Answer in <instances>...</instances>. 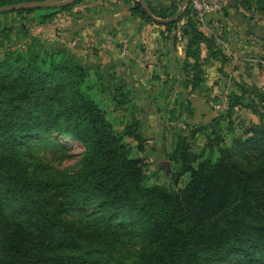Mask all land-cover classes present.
<instances>
[{
  "label": "trees",
  "instance_id": "16d2710c",
  "mask_svg": "<svg viewBox=\"0 0 264 264\" xmlns=\"http://www.w3.org/2000/svg\"><path fill=\"white\" fill-rule=\"evenodd\" d=\"M43 1L0 0V8ZM82 1L48 8L41 21ZM128 1L131 16L153 23L138 2ZM232 1L237 12L241 6L264 14V0ZM145 2L158 19L173 17L181 3ZM38 10L45 9L0 16ZM181 21V86L200 91L204 68L211 61L225 64L227 57L189 7L163 27L171 31ZM20 31L23 43L7 47L0 59V264H264V86H241L238 95H227V120L243 105L259 119L230 146L214 123L202 128L210 135L200 153L178 135L168 154L170 180L176 186L188 175L184 187L147 185L146 166L125 141L144 151L131 91L117 87L111 95L113 111L131 117L117 132L90 96L103 78L89 81V68L69 48H44L24 27ZM0 33L13 41L8 29ZM98 89L103 92L101 84ZM61 139L81 147L73 168H55L39 156L43 145L65 155Z\"/></svg>",
  "mask_w": 264,
  "mask_h": 264
},
{
  "label": "crops",
  "instance_id": "0c3cea01",
  "mask_svg": "<svg viewBox=\"0 0 264 264\" xmlns=\"http://www.w3.org/2000/svg\"><path fill=\"white\" fill-rule=\"evenodd\" d=\"M96 5H99L97 11L80 2L68 12L57 15L66 22L65 46L89 68L91 82L95 81V75L103 78L91 92L107 97L114 106L112 93L117 87L126 86L134 95L139 112L147 110L149 119L155 122L156 127L151 129L152 132H159L164 126L163 117L156 114L154 108L164 107L170 99L167 96L175 88L193 99L190 106L192 115L187 118L186 124H189L190 118H194V124H205L213 117L205 112L208 97L224 100L228 92L238 95L241 86H264V68L260 71L247 69L248 64L257 61L255 57L259 56L258 62L264 65V51L255 37V19L241 16L243 13L240 9L237 12L234 5L225 6L222 11L206 17L205 30L201 29L204 34L218 37L225 43L227 61L225 64L211 61L204 68V88L200 91L178 87L186 78L181 68L186 44V40L181 39L182 24L168 31L161 25L144 22L131 16L128 9L123 7L122 0H97ZM40 15H12L7 20L9 24L17 20L22 25L26 17L32 19ZM7 20L0 18L5 23ZM56 25V19L38 22L31 35L40 33L50 37ZM108 37L111 43L107 42ZM124 43L127 44V53L121 55L120 49ZM201 56H206L203 47ZM178 77L181 80H177ZM172 78L177 81L175 86L169 85L168 79ZM99 84L103 92L99 91ZM171 109L175 107L171 106ZM198 110L203 112L198 115Z\"/></svg>",
  "mask_w": 264,
  "mask_h": 264
},
{
  "label": "rangeland",
  "instance_id": "374dc122",
  "mask_svg": "<svg viewBox=\"0 0 264 264\" xmlns=\"http://www.w3.org/2000/svg\"><path fill=\"white\" fill-rule=\"evenodd\" d=\"M97 0H83L82 3L89 6L90 8L97 11L96 5ZM151 3L154 6H168L171 2H178V0H150ZM221 2V10L225 9V6L228 5H234V2L232 0H220ZM94 4V5H93ZM130 2L128 0H122V5L124 8H129ZM239 9L243 14L241 16H248L252 17V20L255 19V32H256V39L257 44L260 46L264 51V14L258 13L254 11H246L241 6H238ZM55 8V7H50ZM254 8V7H253ZM49 12L48 8H45V10H38L34 14H47ZM240 12V13H241ZM14 14H8V15H1L0 18L8 19L7 17L12 16ZM183 15V14H182ZM16 16V15H15ZM29 16V15H28ZM63 17V16H60ZM59 18L58 16H55L53 19ZM52 19V20H53ZM18 21H12V23L9 24L8 20L5 23L4 21H0V32H2L3 29L9 30V36H11L13 41H8L6 38L3 37V34L0 36V59L3 57L6 48H14L18 44L23 43V34L20 31V27H24L25 30L31 35L34 31L35 24L38 22H41V17L32 18L26 17L24 19V22L22 25L19 24ZM17 23V24H16ZM183 22L181 21L180 24ZM155 24V23H152ZM156 25V24H155ZM56 28V27H55ZM54 28V32H55ZM54 32L50 37H44L40 33L35 34L33 37L37 38L43 45L44 48H59L63 47L66 44V38H56L54 36ZM1 34V33H0ZM14 42V43H13ZM13 43V44H12ZM67 47V46H65ZM68 48V47H67ZM263 56V55H262ZM261 58L255 57L257 61L251 62L248 64V70H256L260 71L263 70L264 65L258 62V59ZM263 60V59H262ZM180 77L177 78L179 80ZM259 78V82H261ZM181 80V79H180ZM91 81V78L89 79ZM119 81V79H118ZM117 81V83H119ZM170 82L169 85L175 86V83L177 82L175 79H168ZM180 82V81H178ZM181 85L178 84V87ZM255 86V85H254ZM251 86H248L250 88ZM257 87V86H255ZM259 88V87H257ZM259 89H263V86ZM175 90V91H174ZM173 92L169 93L170 97L168 103L159 109L158 107H155L156 114H160L164 119V126L159 130V132L153 131L152 128H155V122L153 120L149 119L148 111L142 110V112H134V118H137L142 123V132L145 138L144 142V151L142 153H139L135 151V143L132 142L130 139H125L126 142H129L132 147V152L134 156L139 157L146 166V184L147 185H171L170 180V174L174 169L172 161L168 160V154L173 150V147L175 145L176 138L178 135L183 134L184 136H187L188 142L190 144V148L192 151L196 153H200L202 150H204V147L207 143V136L210 135V132L208 130H204L205 126H207L210 123L217 124V126L221 127V136L223 138L224 146H230L232 138L235 136H239L242 132V128L248 127L251 123H258L259 119L257 116L253 114V112L244 107L235 109L233 111V114L230 119L227 120L225 117L226 108L224 109H215V106L222 101L218 98H207L206 102V114L211 115L210 121L206 122L205 124L201 123H195L194 124V118H190L189 124H186V120L188 117L189 111L192 103V98L189 95L182 94L179 92L178 88H175ZM177 90V91H176ZM222 96H224V92H222ZM229 92L227 93V95ZM91 98L99 104V106L106 112L107 119L113 124L115 130L117 132H120L125 124L127 122H130L131 117L129 113H124L121 115V111H113L114 106L112 105V102H109L108 98L105 96H102L100 94H96L95 92H90ZM225 97H227L225 95ZM256 104H258V100L256 97L252 96ZM226 99V98H225ZM248 101H244L243 104H247ZM113 106V108H112ZM171 106H174L175 109L173 110L174 114H170ZM259 107V104H258ZM203 112V110H202ZM201 110H198V115L202 113ZM136 113V115H135ZM170 119H172L170 121ZM216 120V123H215ZM220 122V123H218ZM170 124L169 126L166 124ZM196 127H200V131L196 132L195 134L191 135L193 130ZM61 144H63L64 147H67L68 150L64 152L65 155H62L61 153L57 152L56 150L52 149L51 147L46 146H40L38 147V153L39 156L42 157L45 161L49 162L52 166L58 169H65V168H73L75 163L78 160V155L81 152V147L77 144L69 141V140H59ZM189 176L185 175L183 176L178 184L176 186H172L175 188H182L188 181Z\"/></svg>",
  "mask_w": 264,
  "mask_h": 264
},
{
  "label": "built area",
  "instance_id": "2783aa9c",
  "mask_svg": "<svg viewBox=\"0 0 264 264\" xmlns=\"http://www.w3.org/2000/svg\"><path fill=\"white\" fill-rule=\"evenodd\" d=\"M183 1V0H178ZM186 7H189L194 18L197 20L201 29H204V22L206 17L216 14L221 10V2L220 0H189ZM186 9V8H185ZM66 22L63 18L57 19V25L55 28L54 36L56 38H62L66 32ZM205 30V29H204ZM213 36V35H212ZM215 37V36H214ZM216 38V44L226 50L225 43L220 40L218 37ZM107 42L111 43V38H107ZM121 55H125L127 53V44L124 43L120 49ZM227 107V99H224L221 103L215 106V109H224Z\"/></svg>",
  "mask_w": 264,
  "mask_h": 264
},
{
  "label": "water",
  "instance_id": "95a60500",
  "mask_svg": "<svg viewBox=\"0 0 264 264\" xmlns=\"http://www.w3.org/2000/svg\"><path fill=\"white\" fill-rule=\"evenodd\" d=\"M75 1L78 0H46L43 2H31V3H23V4H15V5H9V6H4L0 8V14L5 13V12H13V11H19V10H26V9H45V8H50V7H59L62 5H67V4H72ZM136 2L139 3V5L142 7L144 12L146 13L147 17L152 20L153 23L157 25H166V24H171L176 22L182 17V14L188 4L189 0H183L180 3L178 12L171 18L167 19H158L153 16L151 13L147 3L145 0H135ZM248 22V21H247ZM186 28H183L182 30V40H186ZM200 87L203 89L204 84H201Z\"/></svg>",
  "mask_w": 264,
  "mask_h": 264
}]
</instances>
